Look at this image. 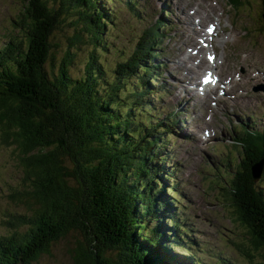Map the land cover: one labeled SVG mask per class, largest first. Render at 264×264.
Wrapping results in <instances>:
<instances>
[{"label":"trees","instance_id":"obj_1","mask_svg":"<svg viewBox=\"0 0 264 264\" xmlns=\"http://www.w3.org/2000/svg\"><path fill=\"white\" fill-rule=\"evenodd\" d=\"M19 1L25 40L0 54V145L22 172L6 201L25 211L4 218L9 232L0 235V264L37 263L71 234L73 264H186L168 246L186 248L181 237L192 230L169 227L174 199L163 183L176 171L162 156L174 136L175 110L163 120L150 116L149 97L166 95L163 64L156 62L164 35L149 33L133 56L107 70L97 50L109 51L112 21L99 3ZM59 40L69 48L55 69L48 64ZM87 43L85 69L73 76L70 49ZM246 134L232 133L239 160L222 162L215 187L245 232L246 244L235 247L264 264V127L250 148Z\"/></svg>","mask_w":264,"mask_h":264},{"label":"rangeland","instance_id":"obj_2","mask_svg":"<svg viewBox=\"0 0 264 264\" xmlns=\"http://www.w3.org/2000/svg\"><path fill=\"white\" fill-rule=\"evenodd\" d=\"M100 1L99 6L104 8L102 4H105L110 11L113 10V13H116V16L111 17L114 21L107 29L106 39L109 44V51L97 50L98 57L105 64L106 69L112 70L133 52L137 38L147 21L134 20L126 16L123 5L120 3L113 4L107 0ZM161 1L162 11L173 7L170 4L167 6V0ZM137 4L140 8L143 6L140 0L137 1ZM205 8L212 9V13L206 15L207 12L209 14L211 11ZM20 9L19 0H0V48L7 44L12 37L17 41L25 40L22 31H15L12 24L19 17ZM173 9L175 10L174 7ZM204 9L205 14H203ZM175 14L174 11V15L168 17L163 13L162 15L165 17L162 18L166 22H170V18H173ZM201 14H203L202 21H204L205 26L209 23L217 24L219 36L226 39L229 35L234 36L236 34L248 46L250 53L240 62L233 63L238 71L234 70L228 74L223 72V74H227L225 79L228 78L229 81L232 79V84L228 82L226 85L235 86V90L227 97V102L222 101L223 97L217 102H213L216 104L214 106L212 103L207 108H198L195 103L189 105L187 96L183 93L178 96L175 95L174 100L169 99L166 95L163 99L153 98L156 101L155 107L158 115L169 112L180 101L184 107L188 106L189 108L188 114L183 112L181 116L182 131L186 137L182 139L173 136L168 148L162 152V156L167 154L166 160L171 162V165H165V167H171L174 162L179 165L175 178L168 183L163 179V183L166 189L172 184H176L183 194V197L176 198L173 196L178 201V206L173 204L172 208L182 214L181 219L187 221V225L192 226L193 230L196 231L191 239L195 240L196 238L197 247L195 249L199 251V255L194 259H189L192 257L191 251L177 246L172 247V249L168 246V248L176 256L175 258L186 264H196L197 259H201L202 264H224L225 261L230 264H259L260 261L251 263L246 260L235 247L236 244H246L245 232L238 224L231 221V211L227 206L225 197L220 196L216 187L210 188L207 179L210 177V173H215L216 169L220 168L222 165L220 158L225 157L226 146L233 141L232 132L228 130L229 127L238 126L242 128L241 125L235 123H243L259 129L264 124V17H262V0H250V4L246 3L238 14L226 0H203L200 7ZM10 32L11 34H9ZM170 33L175 37V40L181 36V33L177 31ZM174 41L168 46L172 51H175ZM68 48L69 43L67 41L59 40L58 48L53 50V61L48 66L52 67L54 64L56 69ZM230 48L235 49L233 45ZM91 49L92 46L89 43L70 49L74 55V63L70 68V73L73 76L82 74ZM208 53V51L197 53L198 58H195L194 61L190 60L191 74H187L190 78H187L185 80L187 82H183L182 85L189 87L192 84L191 79L194 81L196 76L195 73H192L194 65L199 64L202 58L208 60ZM216 54L218 58L216 64L227 60L234 61V53ZM190 55L191 53H189ZM176 61H178V56L173 52H171L170 58L161 60V62H167L169 66L164 77L170 74L176 77L178 81L179 63ZM207 67H200L199 70ZM178 86L177 91L179 92ZM180 90L183 91L181 88ZM209 91H213V89L209 88ZM236 112L241 114L234 116L235 121L231 120L234 123L224 121L225 126H223L224 116ZM247 113L252 114L253 118H247ZM255 123L256 125H254ZM177 128L178 130L181 129V124H178ZM208 132L210 138L206 139ZM234 157L236 164L239 160L237 153ZM210 164L216 169H212ZM17 165L18 162H13L12 151L0 145V235L9 232L4 219L8 212L25 211L9 206L6 201L9 191L18 184L22 177V172ZM260 169V166L255 168L256 177L259 176ZM170 217L167 213L166 221ZM171 220L173 219L171 218ZM182 224L187 226L185 223ZM74 244L75 236L71 234L55 243L52 246L51 254L43 255L40 261L34 264H73L70 253L75 246ZM164 246V244L160 245V247ZM189 247L194 248L195 245Z\"/></svg>","mask_w":264,"mask_h":264},{"label":"bare ground","instance_id":"obj_3","mask_svg":"<svg viewBox=\"0 0 264 264\" xmlns=\"http://www.w3.org/2000/svg\"><path fill=\"white\" fill-rule=\"evenodd\" d=\"M208 13V12H207ZM206 13V15H210L211 14V12H209V14H207ZM264 17V16H263ZM203 20V19H202ZM204 22V21H203ZM207 51V50H206ZM202 53L203 51L202 50H199L198 52H191V55L189 56V58H190V60L191 61H194L195 60V58H198V55H197V53ZM209 53L207 54V56H208V60H207V58H202V59H200V61H199V64H197V65H194V68H193V72L192 73H195V74H197V72H198V70H199V68L200 67H207V66H209V63L210 64H212L213 62H216L217 63V54H214V53H212V52H210V51H208ZM203 63V65H201ZM197 66H199V67H197ZM189 73L191 74V71H189ZM187 78H190V76L188 77V75H187V77H186V79ZM226 77L225 76H222V75H220V76H218V78H217V80L219 81V82H221V83H224V84H228V82H231V84H232V79L229 81V79L227 78V79H225ZM191 81L193 82V80L191 79ZM184 82H187V81H184ZM183 84V82H180L178 85V87H179V90H180V88L183 90V91H185V92H188V86H186V85H182Z\"/></svg>","mask_w":264,"mask_h":264},{"label":"water","instance_id":"obj_4","mask_svg":"<svg viewBox=\"0 0 264 264\" xmlns=\"http://www.w3.org/2000/svg\"><path fill=\"white\" fill-rule=\"evenodd\" d=\"M258 166H260L261 167V169H260V173H259V176L258 177H256V174H255V177L257 178V179H259L260 177H261V175H262V172H263V165L262 164H259V165H257L256 167H258ZM255 167V168H256ZM254 171H255V169H254Z\"/></svg>","mask_w":264,"mask_h":264},{"label":"snow or ice","instance_id":"obj_5","mask_svg":"<svg viewBox=\"0 0 264 264\" xmlns=\"http://www.w3.org/2000/svg\"><path fill=\"white\" fill-rule=\"evenodd\" d=\"M210 31H211V29H210ZM210 82V80H205V83H209Z\"/></svg>","mask_w":264,"mask_h":264}]
</instances>
